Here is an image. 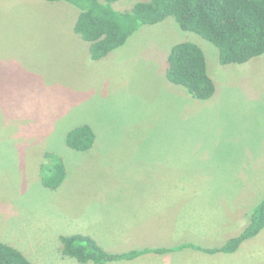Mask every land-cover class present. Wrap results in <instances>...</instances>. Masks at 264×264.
<instances>
[{
	"label": "rangeland",
	"instance_id": "rangeland-1",
	"mask_svg": "<svg viewBox=\"0 0 264 264\" xmlns=\"http://www.w3.org/2000/svg\"><path fill=\"white\" fill-rule=\"evenodd\" d=\"M77 14L66 2L0 0V241L32 264H83L62 254L60 236L86 233L123 252L237 235L264 197V54L222 65L212 43L168 16L91 60L73 30ZM182 41L204 52L209 99L165 78ZM81 124L95 133L87 151L65 142ZM46 152L66 168L54 190L40 180ZM108 264H264V228L233 253Z\"/></svg>",
	"mask_w": 264,
	"mask_h": 264
},
{
	"label": "trees",
	"instance_id": "trees-1",
	"mask_svg": "<svg viewBox=\"0 0 264 264\" xmlns=\"http://www.w3.org/2000/svg\"><path fill=\"white\" fill-rule=\"evenodd\" d=\"M66 2L78 9L74 32L89 43L91 60H98L123 45L143 25H153L172 16L180 29L197 33L218 50L222 65L243 64L264 54V0H131L126 10L115 9L118 0H44ZM168 82L178 85L191 97L205 100L212 97L216 86L207 71L203 50L195 43L174 44L164 63ZM95 133L87 124L73 127L65 142L77 151L89 150ZM66 168L62 159L51 152L44 154L40 180L44 187L54 190L63 182ZM264 228V197L249 210L248 223L237 234L219 246H203L182 242L169 247H143L113 252L104 249L88 234L60 236L62 254L83 264H108L133 260L145 254H162L183 249L204 253H233L245 240ZM0 264H32L17 248L0 241Z\"/></svg>",
	"mask_w": 264,
	"mask_h": 264
},
{
	"label": "crops",
	"instance_id": "crops-1",
	"mask_svg": "<svg viewBox=\"0 0 264 264\" xmlns=\"http://www.w3.org/2000/svg\"><path fill=\"white\" fill-rule=\"evenodd\" d=\"M83 234H86V233H83ZM89 235V234H88ZM91 236V235H90ZM93 237V236H92ZM94 238V237H93ZM96 239V238H95Z\"/></svg>",
	"mask_w": 264,
	"mask_h": 264
}]
</instances>
